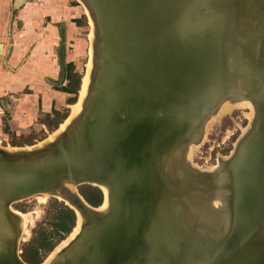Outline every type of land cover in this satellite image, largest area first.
<instances>
[{
	"label": "water",
	"instance_id": "95a60500",
	"mask_svg": "<svg viewBox=\"0 0 264 264\" xmlns=\"http://www.w3.org/2000/svg\"><path fill=\"white\" fill-rule=\"evenodd\" d=\"M82 1L96 38L81 113L41 146L0 145V264H30L12 205L43 194L82 216L50 264H264V0ZM226 100L254 118L200 170L190 146Z\"/></svg>",
	"mask_w": 264,
	"mask_h": 264
},
{
	"label": "rangeland",
	"instance_id": "374dc122",
	"mask_svg": "<svg viewBox=\"0 0 264 264\" xmlns=\"http://www.w3.org/2000/svg\"><path fill=\"white\" fill-rule=\"evenodd\" d=\"M47 12L50 13L48 16L45 15ZM72 14L77 15L80 20L79 23H74L77 24V28L74 29L69 23ZM27 15L28 17L31 15L30 17H34L36 21L34 23L29 21ZM20 22L22 25L19 24ZM60 23L65 24V28L61 27ZM89 33L88 16L84 6L78 0H28L18 9H13L12 0H0V43L6 44L8 47L5 54L0 51V84H2L1 81L6 80L4 75L8 73V59L13 50L26 53L27 46L32 50L38 40H46L48 48L45 47L44 50L40 45V51L35 52L37 56L31 62L38 60L39 55L43 54V50L46 54L47 64L52 65L51 61L57 59L55 66H52L55 72L49 74L56 79L47 76L46 79H43L42 85L34 86L32 90L25 88L22 92L14 94L13 99H10L8 94L1 96L0 145L5 147H10V145L27 146L26 142L40 144L43 141L42 138L45 137L44 141L47 139L50 141V135L60 129V124L66 120L71 106L79 96L82 77L86 72L88 59H90ZM31 41H33V45H31ZM14 69V71L17 70ZM68 69L80 75L79 89L76 94L71 93L70 96H64L65 101L59 103L57 94L53 90L58 91L65 85L67 81H64L63 85L59 83L61 73L64 75V71ZM32 70L34 75H38L36 69L32 68ZM56 71H59V75ZM73 98H75L74 102H72ZM46 101H48L47 103L52 102L51 112L44 110ZM56 108L61 114H66V117L55 129L57 120L62 119L60 115L54 113ZM249 121H251V110L247 105L235 106V102L224 103L216 118L207 125L203 142L190 149V151L192 150L193 165L199 166L196 167L200 170L214 171L213 168L223 161L219 157L230 154ZM60 203L64 205L62 200L38 195L20 200L12 205L13 208L29 215L18 245L22 259L26 246L31 243L33 238H36L38 231L40 229L50 231L53 215ZM57 239L53 242L56 243ZM51 252L40 250V256L47 259Z\"/></svg>",
	"mask_w": 264,
	"mask_h": 264
},
{
	"label": "crops",
	"instance_id": "0c3cea01",
	"mask_svg": "<svg viewBox=\"0 0 264 264\" xmlns=\"http://www.w3.org/2000/svg\"><path fill=\"white\" fill-rule=\"evenodd\" d=\"M13 2H14V0H12V7H13ZM68 10L70 11L69 7H68ZM49 14H50L49 12L45 13L46 16H48ZM30 16L28 17V15H27L28 20L32 21L34 23L36 21V19L34 17H30ZM73 19H78L77 15L72 14V15H70V18H69V23L71 25V28L74 29V28H77L76 27L77 24L76 25L74 24L75 22L73 21ZM19 24L22 25V22H20ZM60 26L65 28L66 25L63 23H60ZM31 45H33V41H31ZM34 45H35V47H33L32 50L30 47L27 46L26 47L27 48L26 53H25V51L22 52L20 50H17V51L13 50L10 52L11 55H10V58L8 59V73H5V75H4V77H6V80L1 81L2 84H0V101L1 102H2L1 96L8 94V97L10 99H13L14 94L22 92L23 89H25V88L32 90V88H34V86H38L41 83L43 84L44 83V82H42L43 79H46L47 76H50L49 75L50 73L52 74L55 72L54 68L52 66H55L57 59H54L55 61L54 60L51 61L52 65L47 64V61H46V54L44 51L45 47L48 48L46 45V40H43V41L38 40V43L37 44L35 43ZM40 45H42V47L44 48L43 54L39 55L38 60L31 62V60L35 56H37V55H35V52L40 51L39 50ZM0 47H1L0 48L1 53L5 54V52L8 50L7 45L0 43ZM25 54H28V55H25ZM18 66H19V69H18ZM14 68H16L17 70L14 71L15 70ZM32 68L37 70L36 73H38V75H34ZM56 72L59 75V71H56ZM64 76H65V74L63 75L61 73V80L59 83L61 85L64 84V81H67L66 79H64ZM50 77H52V76H50ZM52 78L56 79V77H52ZM53 91L56 92V94H57L56 96L58 97L59 103H62L63 101H65L64 96H67V95L70 96L71 95V93L64 92L62 90H58V91L53 90ZM23 95L25 96V94H23ZM26 96H29V94H26ZM45 99H46V97H45ZM47 102L48 101H46V103H45L44 110H45V112H51L52 102L51 103L49 102L50 104ZM56 110H58V109L56 108Z\"/></svg>",
	"mask_w": 264,
	"mask_h": 264
},
{
	"label": "bare ground",
	"instance_id": "6f19581e",
	"mask_svg": "<svg viewBox=\"0 0 264 264\" xmlns=\"http://www.w3.org/2000/svg\"><path fill=\"white\" fill-rule=\"evenodd\" d=\"M80 1V3L84 6V10L88 16V20H89V23H90V33H89V36H90V39L91 40V45H90V51H89V56H90V59L89 62H88V65L86 67V72L85 74L83 75L82 77V82H81V86H80V91H79V96H78V99L77 101L71 106V111L69 112V115L67 116L66 120L60 124V129L59 130H56L54 131L50 136V141L54 140L57 136V134H59L63 129V131H65L67 129V127L70 125V123L76 118L78 117V115L81 113L82 109H83V106H84V103L86 101V98L88 97V93L90 91V87H91V83H92V79H93V72H94V43H95V38H96V29H95V22H94V19L90 13V10L89 8L85 5V3L82 1V0H78ZM232 102H235V106H238L239 104H244V105H247L250 110H251V121H249V124L247 127H245L246 129L242 132L245 133L247 128L249 127L250 123L252 122L253 118H254V106L252 105V103H250L249 101H233V100H226L224 101L220 107L218 108V110L210 117V119L208 120L207 124H206V127L207 125L213 120L216 118L219 110L222 108L223 104L224 103H232ZM249 116V114H248ZM62 131V132H63ZM205 131H206V128H205ZM206 133V132H205ZM241 134V135H242ZM59 136V135H58ZM57 136V137H58ZM49 142V139L45 140L43 139V141L40 142V144H33V145H27V146H11L8 147V149H13V150H17V149H30V148H33V147H37V146H41L45 143ZM199 144H193L190 146V149L192 148V146H198ZM21 147V148H20ZM23 147V148H22ZM194 148V147H193ZM189 149V159H192V156H191V152L192 150L190 151ZM225 157V158H224ZM228 156H223V157H219L220 159H226ZM223 162V161H222ZM218 165H216V167H214L213 169H218L220 166H221V163ZM195 166V165H194ZM197 166V165H196ZM195 166V167H196ZM199 167V166H197ZM212 171V170H211ZM102 188V191L104 193V201L102 203V205L99 207L101 210H104L107 206H108V191L106 189V187H101ZM71 190L73 192H75V189L74 187H71ZM38 196V195H37ZM47 197L48 195L46 194H43L42 197ZM60 200H63L64 202L68 203V204H72V202L70 201H67V200H64L62 199L61 196L58 197ZM42 200V199H41ZM14 212L20 217V230H21V235L23 234V229H25L26 227V222L28 221V217L29 215L27 213H23L15 208H13ZM76 215H77V221H76V224L74 226V228L72 229V231L68 234V236L66 237L65 240H62L61 242H59L56 247L52 250L53 252H51L50 256L47 258V259H44L42 261L41 264H50L51 262L54 261V259L56 258V254L63 248L65 247L74 237L75 235L78 233L79 229H80V226H81V223H82V216L80 214V212L78 210H76ZM21 237V236H20Z\"/></svg>",
	"mask_w": 264,
	"mask_h": 264
},
{
	"label": "trees",
	"instance_id": "16d2710c",
	"mask_svg": "<svg viewBox=\"0 0 264 264\" xmlns=\"http://www.w3.org/2000/svg\"><path fill=\"white\" fill-rule=\"evenodd\" d=\"M75 23H79V19H73ZM64 79L67 80L66 84L60 89L64 92L76 94L80 85V75L73 72L71 69L65 71ZM75 98L72 99L74 102ZM71 101V100H70ZM70 102V103H72ZM54 113L62 117L61 120H57L55 129L58 127L59 123L66 117V114H61L60 111L54 109ZM45 138V137H44ZM42 138V139H44ZM41 139V140H42ZM26 145H33L32 142H26ZM35 144V143H34ZM22 145V144H13ZM80 193L91 205L98 206L101 204L103 195L99 188L92 185H81L79 187ZM76 223V216L74 211L67 205L59 204L53 215V221L51 224L50 231L45 229H40L36 234V238H33L31 243L26 246L23 253L24 261L30 264H39L44 260L40 256V250L50 253L56 245L61 242L66 236L72 231ZM58 238L55 242V240Z\"/></svg>",
	"mask_w": 264,
	"mask_h": 264
}]
</instances>
